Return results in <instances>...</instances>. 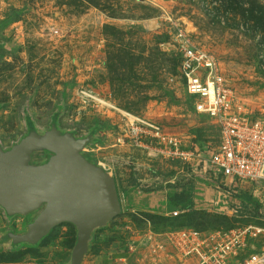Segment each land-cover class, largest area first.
<instances>
[{
    "label": "rangeland",
    "instance_id": "rangeland-1",
    "mask_svg": "<svg viewBox=\"0 0 264 264\" xmlns=\"http://www.w3.org/2000/svg\"><path fill=\"white\" fill-rule=\"evenodd\" d=\"M179 31L218 60L235 101L264 118V0H0V158L33 135L42 142L69 135L118 192L120 213L92 231L81 264H118L121 256L120 264H167L169 230L207 236L260 224L243 205L239 215L219 213L223 197L191 179L192 160L156 157L128 142L113 147L126 113L168 136L195 135L200 153L216 147L217 128L196 116L180 81ZM52 157L39 146L29 165ZM181 185L198 188L192 204L171 200ZM176 205L183 213L170 217ZM41 211L9 216L0 206V264H70L72 224L18 244L14 234Z\"/></svg>",
    "mask_w": 264,
    "mask_h": 264
},
{
    "label": "built area",
    "instance_id": "built-area-1",
    "mask_svg": "<svg viewBox=\"0 0 264 264\" xmlns=\"http://www.w3.org/2000/svg\"><path fill=\"white\" fill-rule=\"evenodd\" d=\"M175 37L182 56L180 81L196 116L205 117L217 128L216 147L200 153L193 144L195 135L168 136L156 124L127 113L122 114V137L113 147L128 142L156 157L174 156L185 165L192 160L187 166L195 173L191 179L199 178L207 189L223 197L219 213L239 215L237 207L243 205L260 223L207 236L186 228L169 230L165 236L172 254L167 264H264V118L235 101L221 64L211 53L194 46L181 31ZM191 188L197 196L198 188ZM176 206L170 217L183 213ZM132 246L128 249L133 250ZM123 257L116 263L126 262Z\"/></svg>",
    "mask_w": 264,
    "mask_h": 264
},
{
    "label": "water",
    "instance_id": "water-1",
    "mask_svg": "<svg viewBox=\"0 0 264 264\" xmlns=\"http://www.w3.org/2000/svg\"><path fill=\"white\" fill-rule=\"evenodd\" d=\"M39 146L53 158L34 167L29 165V154ZM83 146L84 142H76L69 135L44 142L33 135L0 158V206L9 216L42 209L28 227L26 241L30 244L61 223L72 224L77 229V241L70 264H81L92 231L121 210L114 181L82 158Z\"/></svg>",
    "mask_w": 264,
    "mask_h": 264
},
{
    "label": "trees",
    "instance_id": "trees-1",
    "mask_svg": "<svg viewBox=\"0 0 264 264\" xmlns=\"http://www.w3.org/2000/svg\"><path fill=\"white\" fill-rule=\"evenodd\" d=\"M145 192H151L150 190H144ZM172 201L177 202L179 205L192 204L194 201L193 189H186V185H181L171 197Z\"/></svg>",
    "mask_w": 264,
    "mask_h": 264
},
{
    "label": "bare ground",
    "instance_id": "bare-ground-1",
    "mask_svg": "<svg viewBox=\"0 0 264 264\" xmlns=\"http://www.w3.org/2000/svg\"><path fill=\"white\" fill-rule=\"evenodd\" d=\"M91 98H92V100H94V101H96V102H99L101 105H103V106H107V107H113L111 104H109L108 102H106V101H104V100H102L101 98H98V97H96V96H94L93 94H92V96H91ZM125 113V112H124ZM121 208V207H120Z\"/></svg>",
    "mask_w": 264,
    "mask_h": 264
},
{
    "label": "crops",
    "instance_id": "crops-1",
    "mask_svg": "<svg viewBox=\"0 0 264 264\" xmlns=\"http://www.w3.org/2000/svg\"><path fill=\"white\" fill-rule=\"evenodd\" d=\"M33 166L35 167V165H33ZM36 166H39V165H36ZM27 230H28V228H27ZM52 230H53V229H52ZM52 230H51V231H52ZM51 231H50V232H51ZM50 232H49V233H50ZM26 233H27V231H26L24 234H17V233L14 234V236H17V242H18V244L21 243L22 238H25V237H26ZM49 233H48V234H49Z\"/></svg>",
    "mask_w": 264,
    "mask_h": 264
},
{
    "label": "flooded vegetation",
    "instance_id": "flooded-vegetation-1",
    "mask_svg": "<svg viewBox=\"0 0 264 264\" xmlns=\"http://www.w3.org/2000/svg\"><path fill=\"white\" fill-rule=\"evenodd\" d=\"M53 158V157H52Z\"/></svg>",
    "mask_w": 264,
    "mask_h": 264
}]
</instances>
